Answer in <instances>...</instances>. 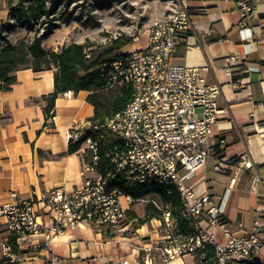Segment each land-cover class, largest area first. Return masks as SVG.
Here are the masks:
<instances>
[{
    "label": "crops",
    "instance_id": "1",
    "mask_svg": "<svg viewBox=\"0 0 264 264\" xmlns=\"http://www.w3.org/2000/svg\"><path fill=\"white\" fill-rule=\"evenodd\" d=\"M245 1L251 5L253 14L246 19L245 30L240 31L241 16L235 0H185L192 26L179 43L172 62L206 67V81L220 87L218 105L223 109L209 140L210 155L206 163L185 184L195 194H207L213 204L221 205V216L231 229L240 223L242 230L247 232L256 221L263 243L258 260H263L264 0ZM167 8L168 3L164 10H158L151 17V23L163 18ZM10 20L8 5L1 0L0 32ZM144 33L147 37L148 29ZM9 37L12 39H8V44H15L13 32ZM245 37L248 38L243 40ZM67 40L68 35L57 28L42 41V46L45 50L57 52L69 44ZM136 41L137 37H134L132 43ZM136 49L140 47L132 50ZM247 67L257 68V71L246 72ZM56 71L54 65L39 71L22 68L14 73L15 82L8 90H3L0 82L2 202L13 200L12 192L17 194V199H23L32 189L62 188L68 191L83 182L81 170L86 158L85 148L81 145L77 151L68 153L66 132L73 122H88L93 115V106L87 101L88 91H67L57 96L54 114L46 119V103L42 97L53 92ZM235 81L240 83L238 89L233 88ZM245 160H250L253 168L241 172L232 186L229 185L228 172L213 170L218 162L240 165ZM209 173L216 176L209 177ZM91 176L86 174V177ZM253 178L257 179L255 190L251 189ZM142 201L127 204L121 198L123 207L138 217L144 215V208L139 216L136 206ZM130 225L127 223L122 230L109 229L108 232L93 226L76 227L55 236L50 242L48 255L62 259L65 264H163L156 251L146 250L166 233L163 220L153 218L127 231ZM202 225L207 227L205 219H202ZM208 231L223 241L220 230L209 227ZM149 257L153 258L151 262ZM165 264L193 262L187 256Z\"/></svg>",
    "mask_w": 264,
    "mask_h": 264
},
{
    "label": "built area",
    "instance_id": "2",
    "mask_svg": "<svg viewBox=\"0 0 264 264\" xmlns=\"http://www.w3.org/2000/svg\"><path fill=\"white\" fill-rule=\"evenodd\" d=\"M1 1V0H0ZM9 11L19 6L20 0H2ZM241 19L240 31L245 30L246 19L253 9L245 0H235ZM167 14L148 28L145 47L131 50L100 69L107 88L122 84L131 86V99L119 112L105 119L102 128L114 134L121 142L114 147L111 161L115 171L136 184L174 187L181 201L179 218L192 229L186 236L173 233L176 219L168 210L162 220L166 233L147 251H156L165 264L182 259L212 246L214 264H243L257 262L262 253L259 224L245 232L240 223L231 229L222 218L221 205L212 203L207 194H195L185 182L204 166L210 155L209 140L214 125L223 114L218 105L220 87L206 81V67L177 65L172 57L186 33L191 30V16L185 0H166ZM11 22V20H10ZM245 37L243 40H246ZM247 46V44H245ZM88 57V56H87ZM257 68H246V72ZM233 88L240 87L233 82ZM90 127L89 122H73L66 132L68 142L79 140ZM82 145L86 158L82 163L83 182L71 190L52 188L32 189L26 198L0 201V228L6 236L0 242V260L3 264H65L62 259L50 257L51 240L79 226L122 230L126 227V209L121 203L135 202L117 189L106 190L105 180L96 172L98 145L86 138ZM250 160L242 164L218 162L214 171L229 173V185L238 175L252 170ZM92 174L86 177V174ZM257 179H252L255 190ZM205 219L207 227L202 225ZM213 227L222 232L223 241L208 231ZM12 240V242H10ZM16 250V251H15ZM152 257L148 258L151 262Z\"/></svg>",
    "mask_w": 264,
    "mask_h": 264
},
{
    "label": "trees",
    "instance_id": "3",
    "mask_svg": "<svg viewBox=\"0 0 264 264\" xmlns=\"http://www.w3.org/2000/svg\"><path fill=\"white\" fill-rule=\"evenodd\" d=\"M47 1L20 0L19 6L9 11L10 16L15 13L17 19L23 21L37 20L40 16H52V22L50 24L43 22L42 31L36 32L30 40L22 39L16 41L15 44L7 43L0 46V82L2 89L8 90L10 88L15 82L14 73L19 69L31 68L34 71H39L54 65L57 71L54 75L53 92L42 97L46 103L44 108L46 119L53 116L54 102L59 94L67 91H88L87 101L93 106V115L88 119L90 127L83 132L79 140L68 142L67 152L77 151L86 138L96 141L99 156L96 172L105 180L106 190L117 189L123 195H128L135 201L151 196L144 207L143 217H138L132 210L126 211V223H130L131 227L137 228L153 218L162 221L163 211L168 210L172 218L176 219L173 233L176 235L191 234L192 229L183 219L179 218L181 201L178 191L174 187L136 184L126 180L120 173L116 172L111 161V154L114 147H120L121 142L114 134L101 127L106 118L122 110L130 101L131 86L122 84L114 88H107L105 75L108 68L101 70L100 67L102 64H108L122 56L124 53H119V51L132 43L134 37L116 38L109 48L98 53L91 50L93 44L88 39H85L82 43L70 42L63 45L57 52L45 50L42 41L54 29L60 27V23L55 22L56 18H53V14L61 4L68 7L70 0H56L50 9L45 6ZM26 3H28V6H24ZM70 16L71 11L65 12L62 19L63 23H66ZM73 19L81 20V15L75 16ZM13 28V24H8L6 31H11ZM111 89H115V94L108 100L102 96L101 92ZM155 199H157V203L154 201ZM109 229L107 228L106 232ZM197 253L202 256L204 264L215 263V253L212 246H205ZM0 264H3L1 260ZM243 264L258 263L253 261L244 262Z\"/></svg>",
    "mask_w": 264,
    "mask_h": 264
},
{
    "label": "rangeland",
    "instance_id": "4",
    "mask_svg": "<svg viewBox=\"0 0 264 264\" xmlns=\"http://www.w3.org/2000/svg\"><path fill=\"white\" fill-rule=\"evenodd\" d=\"M54 1L56 0H48L45 4L46 8L50 9ZM24 6H28V3ZM165 6L166 0H70L68 7L65 4L58 6L53 18H56V23H60L59 29L63 34L68 35V43H82L88 39L93 44L91 50L94 53L109 48L116 38L137 37L136 42L130 43L119 51V53H126L135 47L145 46L147 37L144 32L152 24L151 17L155 16L158 10H164ZM69 11H71L70 19L63 23L64 14ZM78 15H81V20L73 19ZM51 17L40 16L37 20L23 21L17 19L15 13L12 14L11 22L7 23L0 33V46L8 43L9 38L12 39L9 37L12 32L16 41L30 40L36 32L42 31L43 22L47 24L52 22ZM8 24H13L14 28L7 32ZM57 32L59 35V31ZM101 94L109 100L115 94V89L102 91ZM208 176L215 177L216 175L209 173ZM150 198L151 196H147L142 202L136 203L139 216L142 215L143 208ZM154 201L157 203V199ZM130 230H133L131 226L127 231ZM5 236L6 232L0 228V242ZM190 259L193 264H204L202 256L198 253L190 256Z\"/></svg>",
    "mask_w": 264,
    "mask_h": 264
}]
</instances>
